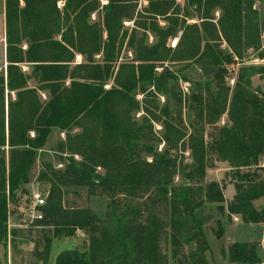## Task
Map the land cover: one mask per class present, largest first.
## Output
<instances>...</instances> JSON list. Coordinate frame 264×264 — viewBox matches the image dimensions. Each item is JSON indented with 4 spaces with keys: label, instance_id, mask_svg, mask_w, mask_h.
Returning a JSON list of instances; mask_svg holds the SVG:
<instances>
[{
    "label": "trees",
    "instance_id": "trees-1",
    "mask_svg": "<svg viewBox=\"0 0 264 264\" xmlns=\"http://www.w3.org/2000/svg\"><path fill=\"white\" fill-rule=\"evenodd\" d=\"M183 1L6 0L4 247L18 237L9 228L16 213L10 204L30 194L33 170L55 131L65 135L59 164L42 159L37 178L49 186L44 217L28 226L48 229L35 254L38 264H48L55 240L79 231L88 236V248L62 252L55 264H169L160 250L163 235L172 264H209L206 209L216 212L218 240L224 219L227 225L234 217L264 225V94L253 87L254 77L264 79V66L244 64L250 51L264 60L256 8L264 0ZM178 64L201 69L190 94L180 89L183 69L171 68ZM235 64L241 67L230 88L226 79ZM187 152L191 163L184 165ZM213 159L229 167L230 202L221 184L205 183ZM179 175L181 185L175 183ZM77 189L109 200L103 219L91 209L65 207L67 193ZM223 256L231 264H264L256 243L231 244Z\"/></svg>",
    "mask_w": 264,
    "mask_h": 264
},
{
    "label": "rangeland",
    "instance_id": "rangeland-1",
    "mask_svg": "<svg viewBox=\"0 0 264 264\" xmlns=\"http://www.w3.org/2000/svg\"><path fill=\"white\" fill-rule=\"evenodd\" d=\"M178 3L180 5H184L183 0H178ZM105 4V2H104ZM144 7L145 3L141 2L140 7ZM256 8L259 11V15L262 21V24L264 25V5L263 4H256ZM219 15H217L218 17ZM96 17L93 16V20H95ZM194 21H192L193 23ZM127 26L130 25V23L126 24ZM161 25L164 26V23ZM178 40H173V42H169L172 47H175ZM150 42L152 40L150 39ZM262 47L264 48V31L262 34ZM244 64L246 65H252V66H264V60H261L259 56L252 51H250L244 60ZM170 66V65H169ZM186 65H176L171 68L174 70H181ZM241 64H235L229 67V74L227 76L226 82L227 86L230 88H233L238 70L240 69ZM1 72L0 74H2ZM180 77V89L184 94H190V91L193 87L191 83H195L197 81H200L202 79V72L201 69L196 65H191L188 67V69H183L182 73L179 74ZM189 80L190 82H185V79ZM253 87L255 90L261 91V93L264 94V79L260 78L259 76H256L253 78ZM45 98V97H44ZM43 98V99H44ZM141 97L138 98L140 100ZM161 103H164V99L161 98ZM184 118L186 120V112L188 111V106H184ZM141 113L137 115V118L141 117ZM187 122V120H186ZM227 122V117L224 116L219 126H223ZM161 128L159 126H155V130L158 132ZM212 132L211 127H206V136H209V134ZM209 139V137H208ZM65 141V135L61 134L59 131H55L53 135H51L47 141L46 148L42 152L43 158L37 161L36 167L33 170L32 173V179L31 183L28 186V191L38 190L45 196L48 194L49 186L42 183H37V178L39 175L40 170L42 169L43 161L42 159L46 161H50L53 165L59 164V152H58V145L60 142ZM163 147V144L159 146V150H161ZM182 160L185 164L191 163L190 153L187 152L183 155ZM229 167L227 164L219 162L216 159H213L211 163L209 164V168L207 169L206 179L205 183L210 182H217L221 184L224 189V195L227 202H229V199L231 195L234 193V186L231 184V179L229 177ZM175 183L177 185H181L182 183V177L181 175L177 176L175 178ZM230 188V189H229ZM30 203V194L22 196L19 200L18 204L15 206L13 204H10V209L12 211H16L10 218V222L14 227L11 229H15L18 231V237L13 239V241L10 240L7 247H4V244L0 243V264H5V258L8 254V251H11L12 260L15 264H38V261L35 257L36 252L40 251L43 247L44 243V234L48 229L45 228H33V227H19L20 224H25V217L23 215L24 211L23 209L27 208V206ZM109 204V200L106 197L96 196V197H88L87 192L85 189H77V190H70L64 200V205L66 208L69 209H91V211L96 214L99 218L103 219L105 217V214L107 213V206ZM212 215V216H211ZM204 218H208L204 223V233L206 235V239L211 246L210 252L207 253V259L209 264H231L229 263L225 257L223 256V250H227L228 247L233 243H256L259 244L260 237L262 232L259 227L254 225H245L241 222L237 223L235 226L231 224H226L227 220H222L224 224V237L221 240H218L216 238V230H217V224L215 223L216 212L212 211L211 209H206L203 213ZM211 216L214 219L209 218ZM72 242H74V246L77 247L78 250L84 251L88 248V236L82 232H77L76 236L74 238L70 239ZM62 241V240H61ZM60 242V241H59ZM65 242V241H63ZM14 243V244H13ZM58 244V243H57ZM57 244H54L52 247V253H57L58 249L56 247ZM160 250L162 254L168 256L169 264H172L171 258H170V242L167 239V236L163 235L160 240ZM187 250V247L184 249V251ZM263 250V249H262ZM264 251V250H263Z\"/></svg>",
    "mask_w": 264,
    "mask_h": 264
},
{
    "label": "crops",
    "instance_id": "crops-1",
    "mask_svg": "<svg viewBox=\"0 0 264 264\" xmlns=\"http://www.w3.org/2000/svg\"><path fill=\"white\" fill-rule=\"evenodd\" d=\"M6 49H7V43H6V0H0V73L3 72L5 75H6V69H7ZM23 70L25 72H30V67L29 66H23ZM234 195L235 194L233 193L231 195V197L228 198L229 202L233 199ZM239 222H241L239 217H234L232 226L233 225L235 226ZM254 226H257V227H259V229L262 230V232H260L261 237H260L259 245L264 250V225H259V226L254 225ZM61 240H55L52 243V247L54 244L58 243L56 245L58 251H57V253L53 254L52 248H51V253H50L48 264H55L56 258L60 253L77 249V247L74 246V244H73L74 242H72L70 239H61ZM63 241H65V242H63ZM247 243H250V242H247ZM11 251H8V254L5 258V264H15V260H14V262L12 260ZM19 264H21V263L19 262Z\"/></svg>",
    "mask_w": 264,
    "mask_h": 264
},
{
    "label": "built area",
    "instance_id": "built-area-1",
    "mask_svg": "<svg viewBox=\"0 0 264 264\" xmlns=\"http://www.w3.org/2000/svg\"><path fill=\"white\" fill-rule=\"evenodd\" d=\"M77 62L80 63L81 57L76 58ZM46 206V196L39 192L38 190H33L30 193V203L27 208L23 209L25 224H20L19 227H28L29 225L34 224L36 221L43 220V212L41 209ZM14 227V225L9 223V228Z\"/></svg>",
    "mask_w": 264,
    "mask_h": 264
}]
</instances>
